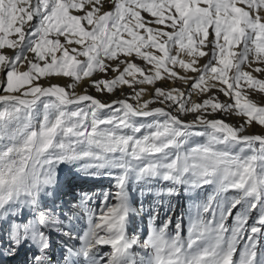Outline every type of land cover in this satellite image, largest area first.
Returning a JSON list of instances; mask_svg holds the SVG:
<instances>
[{"label": "snow or ice", "instance_id": "1", "mask_svg": "<svg viewBox=\"0 0 264 264\" xmlns=\"http://www.w3.org/2000/svg\"><path fill=\"white\" fill-rule=\"evenodd\" d=\"M253 126L264 129V0H0V257L264 264ZM65 172L114 180L83 230L65 229ZM133 193L156 200L143 236L129 230ZM53 231L69 238L59 254Z\"/></svg>", "mask_w": 264, "mask_h": 264}, {"label": "rangeland", "instance_id": "2", "mask_svg": "<svg viewBox=\"0 0 264 264\" xmlns=\"http://www.w3.org/2000/svg\"><path fill=\"white\" fill-rule=\"evenodd\" d=\"M109 75H112V74L110 73ZM101 78L103 77L101 76ZM52 82L63 84V83H66L67 81L64 79L57 78V79H54ZM157 86L173 87L176 85L171 84L167 81H159ZM141 87H149V86H141ZM88 90L90 94H93L96 96H102V94L96 93L95 90L92 88H89ZM217 95H220L221 101L226 100V98L223 95L218 94V93ZM111 96L103 95V98L108 100V98L110 99ZM260 98H261L260 94H256L253 97V99H256V100H259ZM196 99L198 100L199 98L196 97ZM215 115L218 117L219 113ZM228 121L229 123L236 125L242 122V118L237 117V116H229ZM251 129H252V133H259L261 131H264V129H260L256 126H253ZM62 179L64 183L63 191L67 193V195L61 196L62 207L65 208L67 215L72 217L71 225L68 223L67 220L65 221V229L67 230V227H71L72 225H75L78 229L83 230L87 227L88 210L95 212L96 215L99 216L100 209L104 207L102 203L103 194L109 191H112V192L115 191L114 180L108 177L84 176L81 174H73L70 172L63 173ZM87 180H92L93 183L85 182ZM91 186H94L96 188L95 189L90 188ZM81 192L94 193L93 199L90 200L88 204L83 207H81L79 203ZM229 195H231V193H229ZM133 196L135 197V199L133 200V207L137 209V213L134 214L135 216L134 223L130 222L129 224V230L131 231V229L135 227L136 233L143 236L145 230L150 228V221L148 219V216H149V212L152 210V207L155 205L156 200H155V197L149 193H145L142 197L139 196L137 193H133ZM177 201H179V203H177ZM109 202L110 203L114 202L111 197L109 198ZM141 204H143L142 211L140 210ZM188 204L189 202L186 201L182 196L173 197L172 198L173 211L170 213H167V215L171 216L172 219L175 220L176 216L181 214L182 210L186 208ZM157 210L160 212V217H158L157 219V223H158L160 218L165 217V212L167 211V204L161 205ZM130 220H131V217H130ZM186 220H187V217H185V221ZM53 239L56 242V250H58L60 249L61 242L68 241L69 238L61 237L59 234L53 232ZM71 243H75V241H69V244ZM27 255L30 258L32 253L29 251ZM4 263L6 264L9 262L4 261Z\"/></svg>", "mask_w": 264, "mask_h": 264}, {"label": "bare ground", "instance_id": "3", "mask_svg": "<svg viewBox=\"0 0 264 264\" xmlns=\"http://www.w3.org/2000/svg\"><path fill=\"white\" fill-rule=\"evenodd\" d=\"M162 85V84H161ZM79 90V89H78ZM130 90H128L127 88H125V92L126 93H128ZM117 95H119V93L118 94H113L111 97H110V99L108 98V100L110 101L111 99H113V98H115V96H117ZM98 97H100V96H98ZM121 98H123V97H121ZM148 97H145V99H147ZM194 99H196V97H194ZM217 118H221V116H220V114L218 115V117ZM186 119H191V114H189L187 117H186ZM226 120H227V122H229L228 121V119H229V117H226L225 118ZM249 133H252V129L251 128H249L248 130H247ZM85 182H90V183H93V181L92 180H87V181H85ZM95 183V182H94ZM103 187V186H102ZM90 188H96V187H94V186H91ZM104 188V187H103ZM98 189V188H97ZM67 214V213H66ZM53 232H55V231H53ZM56 233V232H55ZM58 234V233H57ZM28 252H29V250H27V249H25V250H23V251H20V252H18L16 255H14V256H9V257H1V258H5V260L6 261H8L9 263H6V264H26V262L28 261V259H29V256L27 255L28 254ZM31 252V251H30ZM59 252H60V249H58V250H56V254H59Z\"/></svg>", "mask_w": 264, "mask_h": 264}]
</instances>
